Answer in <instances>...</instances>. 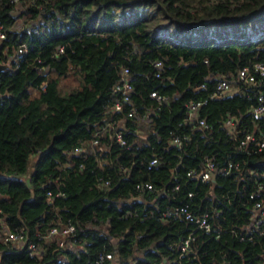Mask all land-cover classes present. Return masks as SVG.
<instances>
[{
	"label": "trees",
	"instance_id": "16d2710c",
	"mask_svg": "<svg viewBox=\"0 0 264 264\" xmlns=\"http://www.w3.org/2000/svg\"><path fill=\"white\" fill-rule=\"evenodd\" d=\"M26 2L20 4L21 13L39 21L16 30L18 5L0 0L1 22L9 34L0 44V62L9 60L19 43L27 44L19 65L14 61L0 75V206L8 226L24 227L32 239L67 217L90 234L82 236L85 244L78 250L60 247L57 239L43 241L40 257L0 239V264H88L104 248L117 255L104 264H168L174 259L177 264H264V229L240 239L250 221L249 194L257 181L264 185V149H241L238 137L227 138L221 130L229 114L243 115V129L254 128L249 110L256 103L255 90L209 100L202 115L215 127L213 138L198 132L179 150L169 145L168 132L184 117L187 100L214 89L215 76L232 77L245 65L264 63V0ZM158 58L166 66L162 79L152 65ZM124 66L131 70L140 108L153 103L151 89L176 97L155 114L156 132L138 152L130 154L103 138L99 145L107 144L106 150L74 155L72 150L90 141L109 116L112 87ZM69 73L78 86L63 93L60 81ZM205 82L207 88H201ZM260 89L264 92V77ZM152 152L161 163L147 171L141 160ZM206 155L221 165L232 158L241 170L219 173L209 182L187 176ZM100 175L112 178L109 189L97 185ZM140 180L165 186L168 194L141 196L134 188ZM176 184L180 189H174ZM57 188L65 194L51 199L47 192ZM181 201L210 211L220 231L197 230L186 254L171 244L193 226L159 218L165 207Z\"/></svg>",
	"mask_w": 264,
	"mask_h": 264
},
{
	"label": "built area",
	"instance_id": "2783aa9c",
	"mask_svg": "<svg viewBox=\"0 0 264 264\" xmlns=\"http://www.w3.org/2000/svg\"><path fill=\"white\" fill-rule=\"evenodd\" d=\"M16 5H20L23 1L27 4H34L37 0H10ZM9 37L5 24L1 22L0 17V44ZM64 46H59L58 51L62 52ZM27 51L26 43H19L14 48L13 54L9 56L10 66L15 61L16 67L23 57V53ZM6 61V62H7ZM4 62V61H2ZM154 74L157 78H163L166 70L164 60L158 58L152 61ZM214 89L203 98L189 99L185 102V115L174 126L169 127V145L181 150L188 144L193 136L200 132L205 139L213 138L215 127L210 123L206 116L202 115L203 107L210 99L223 98L237 92L247 93L249 88L254 89L256 103L249 110L254 128L251 130L243 129V115H227L221 123V130L227 138L239 139L238 147L247 149L248 151H260L264 149V92L260 89L264 77V63L256 61L240 68L235 76L217 75ZM235 85V86H234ZM47 82L41 84V88H45ZM201 88H207V83H202ZM136 86L133 83L131 70L128 66H124L119 71V77L112 87L113 102L108 108L109 116L96 129L90 141H84L79 144L73 154L86 156L88 154H98V149L106 150V145H99L103 138H107L120 147L127 150L130 154H134L141 149L142 145H149L147 137L156 132L154 127L155 114L165 105H167L177 94L169 96L161 93L158 89L149 90V97L153 103L150 106L140 108L135 99ZM130 119V125L126 121ZM239 132H242L240 135ZM134 133L136 136L130 138L128 134ZM110 141V142H111ZM103 146V147H101ZM102 159V158H101ZM161 163L159 155L152 152L147 158L141 160V164L147 171L158 168ZM241 170L240 162L232 158H228L225 164H220L214 155H206L200 162L198 167L190 168L186 174L202 182L214 181L217 174L230 175L238 174ZM97 185L102 189H109L112 186V178L110 176L100 175L97 178ZM135 191L140 194L156 195L168 194L167 187H157L150 180H140L134 184ZM174 189H180V184H176ZM48 196L53 199L55 196H63L65 194L60 188L57 191L49 190ZM189 197L194 196V192H188ZM156 197V196H155ZM155 197L153 200H155ZM253 200L250 208V221L245 227V234L240 236L243 240L246 237H253L256 232H262L264 229V185L261 181H257L255 187L249 194ZM163 221L183 220L193 226L180 241L171 244L181 254H186L191 250L193 242L197 238L196 231L214 232L219 235L220 231L216 226V222L212 218V214L208 210L197 211L191 206L189 201H181L180 203L165 207L159 216ZM105 231V230H103ZM90 234L87 227H78L76 222L67 217L65 220H59L52 225L46 232H36V237L32 239L24 227L10 228L7 223L6 215L0 206V239L4 242H11L16 247L28 248L31 257H40L45 251L42 242L51 239H57L60 247H69L73 250L83 248L85 242L83 237ZM83 236V237H82ZM113 242L115 238L111 237ZM116 253L113 250L107 251L104 248L98 253L95 259L88 264H104L107 260L114 261ZM177 260H169L168 264H177Z\"/></svg>",
	"mask_w": 264,
	"mask_h": 264
},
{
	"label": "rangeland",
	"instance_id": "374dc122",
	"mask_svg": "<svg viewBox=\"0 0 264 264\" xmlns=\"http://www.w3.org/2000/svg\"><path fill=\"white\" fill-rule=\"evenodd\" d=\"M23 9H24V7H21L20 5H18V7L15 8L14 14L16 16V22H15L14 28L16 30H22L25 27H31L34 24L38 23V21H39V18H31V14H29V15L22 14L21 10H23ZM26 22H28L29 26L26 24ZM60 82H61L60 83V89H61V92H63V93H65L66 91H69L70 89L78 86V80L73 73H69V74L63 76L61 78ZM32 160H34V159L32 158ZM70 164L71 163H69L68 165H70Z\"/></svg>",
	"mask_w": 264,
	"mask_h": 264
},
{
	"label": "water",
	"instance_id": "95a60500",
	"mask_svg": "<svg viewBox=\"0 0 264 264\" xmlns=\"http://www.w3.org/2000/svg\"><path fill=\"white\" fill-rule=\"evenodd\" d=\"M10 67V62H0V75L3 71Z\"/></svg>",
	"mask_w": 264,
	"mask_h": 264
},
{
	"label": "crops",
	"instance_id": "0c3cea01",
	"mask_svg": "<svg viewBox=\"0 0 264 264\" xmlns=\"http://www.w3.org/2000/svg\"><path fill=\"white\" fill-rule=\"evenodd\" d=\"M139 195L143 196L144 194H140V193H139ZM115 242H116V241H115Z\"/></svg>",
	"mask_w": 264,
	"mask_h": 264
}]
</instances>
